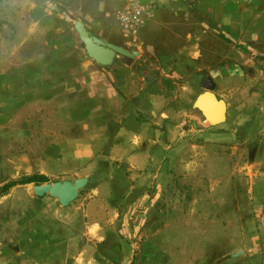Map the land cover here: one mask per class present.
Returning <instances> with one entry per match:
<instances>
[{
    "label": "rangeland",
    "instance_id": "1",
    "mask_svg": "<svg viewBox=\"0 0 264 264\" xmlns=\"http://www.w3.org/2000/svg\"><path fill=\"white\" fill-rule=\"evenodd\" d=\"M76 20L139 49L143 67L149 57L177 62L196 92L200 73L215 76L228 103L225 127L203 136L191 108L177 143L186 158L174 160L169 184L161 174L145 194L129 234L112 233L91 264H264V0H0V188L50 170L52 146L80 129L66 123L84 100L67 92L68 74L89 58ZM32 186L10 188L0 204V264H82L62 262L64 249L48 240L36 246L46 226L24 200Z\"/></svg>",
    "mask_w": 264,
    "mask_h": 264
},
{
    "label": "crops",
    "instance_id": "2",
    "mask_svg": "<svg viewBox=\"0 0 264 264\" xmlns=\"http://www.w3.org/2000/svg\"><path fill=\"white\" fill-rule=\"evenodd\" d=\"M129 50L136 51L137 55L133 58L118 55L110 66L98 65L88 58L80 63L78 72L68 74L72 84H67V92L76 90L84 100L82 104L69 106L66 123L69 128L79 126L80 129H68L56 148V144L52 146L59 152L52 162L56 165L37 173L49 180L55 177L73 181L86 177V190L79 191L77 198L66 207L48 195L24 194V200L39 213L34 219L40 218L46 226L44 237L35 238L36 246L48 240L53 251L55 247H62V262L73 258L76 262L91 264L98 249L107 246L112 233L129 234L133 214L145 194L155 188L161 174L165 184H169L174 160L186 158L177 143L183 140L185 118L195 113L191 108H195V99L204 91L205 78L210 77L216 88L215 76L200 73L202 90L196 92V83H183L194 75H181L177 62L163 56L149 57L148 65L145 63L143 67L145 55L139 49ZM35 75L37 78L39 73ZM215 88L216 97L226 103V119L221 124L205 126V118L198 110L202 117H197L198 121L194 120L192 125L198 127L201 136L215 127H225L228 121V103ZM33 89L38 92L39 88ZM191 92L196 95L189 103ZM76 110L81 115L74 118ZM10 195H4L0 204Z\"/></svg>",
    "mask_w": 264,
    "mask_h": 264
},
{
    "label": "water",
    "instance_id": "3",
    "mask_svg": "<svg viewBox=\"0 0 264 264\" xmlns=\"http://www.w3.org/2000/svg\"><path fill=\"white\" fill-rule=\"evenodd\" d=\"M74 29L82 42L86 55L98 65L110 66L118 55L133 58L137 55L134 50H129L123 46L110 43L88 31L82 20H76ZM202 87L204 91L200 93L194 101L193 106L197 108L207 125L215 126L221 124L226 119V103L214 94L215 83L210 77H206ZM88 182L86 177L70 180H57L43 184H36L32 187L33 194L36 197L50 196L58 200L63 207L73 202L79 191L82 190ZM238 253L233 254L237 256Z\"/></svg>",
    "mask_w": 264,
    "mask_h": 264
},
{
    "label": "trees",
    "instance_id": "4",
    "mask_svg": "<svg viewBox=\"0 0 264 264\" xmlns=\"http://www.w3.org/2000/svg\"><path fill=\"white\" fill-rule=\"evenodd\" d=\"M48 181L49 179L46 176L41 175V174H33L18 182L10 181L0 188V197L7 194L9 189L16 185H23V184H30V183H35L36 185V184L48 183Z\"/></svg>",
    "mask_w": 264,
    "mask_h": 264
}]
</instances>
